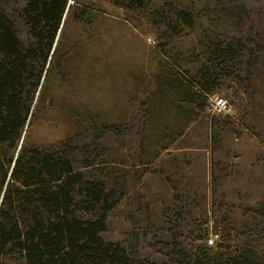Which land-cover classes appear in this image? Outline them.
I'll return each instance as SVG.
<instances>
[{
	"label": "rangeland",
	"instance_id": "1",
	"mask_svg": "<svg viewBox=\"0 0 264 264\" xmlns=\"http://www.w3.org/2000/svg\"><path fill=\"white\" fill-rule=\"evenodd\" d=\"M25 3L0 8L28 47ZM51 52L17 145L0 143V202L16 158L47 152L80 176L75 216L103 220L129 264H264V0H67Z\"/></svg>",
	"mask_w": 264,
	"mask_h": 264
},
{
	"label": "trees",
	"instance_id": "2",
	"mask_svg": "<svg viewBox=\"0 0 264 264\" xmlns=\"http://www.w3.org/2000/svg\"><path fill=\"white\" fill-rule=\"evenodd\" d=\"M24 1V16L36 33L35 43L28 47L0 8V143L11 148L30 115L67 5V0ZM234 46L232 40L214 45L210 61L215 64L202 74L201 87L215 84L233 57ZM33 152L26 160L16 158L0 202V264H6L3 258L11 253L18 254L23 264H129L124 252L99 236L103 220L75 216L78 202L73 191L80 176L69 162L51 153ZM12 162L11 155H0V190ZM102 193V189L88 188L86 195L96 204ZM204 264L218 263L206 259Z\"/></svg>",
	"mask_w": 264,
	"mask_h": 264
},
{
	"label": "built area",
	"instance_id": "3",
	"mask_svg": "<svg viewBox=\"0 0 264 264\" xmlns=\"http://www.w3.org/2000/svg\"><path fill=\"white\" fill-rule=\"evenodd\" d=\"M216 105L221 109L225 108V102L222 99H218ZM209 242L212 243V240H210Z\"/></svg>",
	"mask_w": 264,
	"mask_h": 264
}]
</instances>
